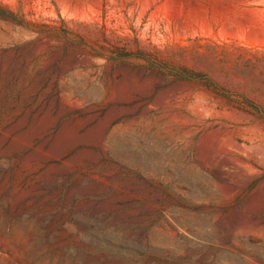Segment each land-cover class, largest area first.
<instances>
[{"label":"rangeland","instance_id":"obj_1","mask_svg":"<svg viewBox=\"0 0 264 264\" xmlns=\"http://www.w3.org/2000/svg\"><path fill=\"white\" fill-rule=\"evenodd\" d=\"M0 4L158 48L264 106V62L256 83L218 62L264 51V0ZM213 42L211 68L193 46ZM0 264H264V121L193 80L0 18Z\"/></svg>","mask_w":264,"mask_h":264},{"label":"trees","instance_id":"obj_2","mask_svg":"<svg viewBox=\"0 0 264 264\" xmlns=\"http://www.w3.org/2000/svg\"><path fill=\"white\" fill-rule=\"evenodd\" d=\"M0 18L38 33L62 38L67 42L88 50L91 54L96 56H102L117 61L136 60L149 70L163 72L177 80H193V82H198L204 88L221 97L230 106L250 113L264 121V106L261 103L247 97L243 93L235 92L227 88L208 71L189 68L186 65L173 60L170 56L164 55V51L158 48H142L138 42L136 46L131 49L125 46H119L112 43L106 36L105 32H103V38L101 41H90L86 37L74 32L66 26L64 27L63 25L39 24L26 20L23 15H19L8 8H5L1 4ZM220 46L224 45H218L213 42L207 44L205 47L198 43L193 46V54L195 55V58H200V55L203 57L206 56L205 58L210 57L211 62L209 63V67L212 68L217 64L216 51ZM204 51H208L209 53L204 54ZM218 62L221 65V71L226 72V78H240L246 82L250 80L251 82L256 83L255 81L260 80L259 73H256V69L264 62V51L259 52L258 50H253L249 51L248 55L238 54L234 57L232 54L225 52L222 54V57L218 59ZM240 66L248 68L249 73L245 74V70H241ZM251 76H257V79L254 80Z\"/></svg>","mask_w":264,"mask_h":264}]
</instances>
